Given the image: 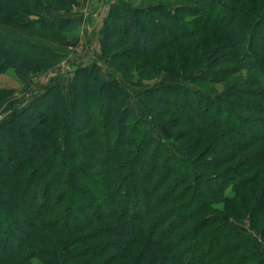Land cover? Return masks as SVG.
Returning <instances> with one entry per match:
<instances>
[{"label": "trees", "instance_id": "1", "mask_svg": "<svg viewBox=\"0 0 264 264\" xmlns=\"http://www.w3.org/2000/svg\"><path fill=\"white\" fill-rule=\"evenodd\" d=\"M23 1L0 5L9 9ZM45 1L50 12L80 0ZM181 1L188 7L161 3L154 10L157 21L143 6L134 15L130 0H115L111 8L139 55L172 46L171 64L180 61V72L194 74L212 56L200 77L227 85L217 99L172 85L145 90L151 117L157 106L178 116L191 138L179 146L184 156L167 145L179 141L168 122L160 123L163 140L149 133L138 137L141 120L126 104V92L104 81L99 65L76 69L73 105L63 85L54 84L0 125V145L14 144L0 149V264H32L34 258L42 264H264L256 241L227 219L248 218L264 242V0ZM24 7L17 17L21 24L24 12L41 14V7ZM142 15L159 26L164 40L151 36ZM5 18L0 70L11 68L19 82L45 68L27 65L69 54L60 41L28 33ZM26 24L35 32H60L78 21L49 16ZM96 85L108 92L109 105L89 107V130L83 131L77 125L78 100Z\"/></svg>", "mask_w": 264, "mask_h": 264}, {"label": "rangeland", "instance_id": "2", "mask_svg": "<svg viewBox=\"0 0 264 264\" xmlns=\"http://www.w3.org/2000/svg\"><path fill=\"white\" fill-rule=\"evenodd\" d=\"M161 3H167L172 7H188L189 5L181 0H130L133 14L135 13V9H139L143 6L142 8L146 10L145 14L155 17L156 21L160 17L154 14V10L161 6ZM24 4L30 5L36 9L41 7V9L39 8L41 14H39L40 11L37 14L31 15L24 12V17L20 19H24L25 23L21 24V21L17 17L20 11L26 10ZM47 4L48 2L45 0H31L30 2L24 0L21 3L10 5L9 9L2 8L0 5V21L2 18L6 17L4 22L7 20L14 27L23 29L28 33L32 32L36 35L53 38L58 43L60 41V46L66 47L69 51L66 57L61 58L57 62L49 61L48 63H35L32 66L30 64L27 65V70H29L28 68H34L33 70L40 67L45 68L38 72L30 71L29 77L25 82H19L13 73L9 74V72L12 71L11 68L8 70H0V125L15 113H19L25 109L34 99L43 95L49 86L54 84L60 83L63 85L69 103L73 105L75 100V94L73 92L74 72L78 68L96 63L102 68L104 81L113 82L126 92V104L135 111L136 119L141 120L139 124L143 130L138 132V137L140 138L142 135L149 133L151 137L155 138L157 141H161L164 138L160 131V125L168 122L170 123L171 134L174 138H179V141L171 139L166 141L168 142L167 145L178 156H184L179 146L188 144L191 138L184 134L186 131L183 125L180 124L178 116L169 107L157 106V110L151 117L143 102L145 96L144 92L145 90L158 89L165 86L171 87L172 85L193 91L203 90L207 94L211 92L213 98L217 99L218 96L224 94L227 85L225 83L203 81V78L200 77L204 67H207L211 63L213 57L208 56L205 60L204 67L201 68L202 70L194 74V72H180L179 69L184 67L180 61L178 63L175 62L173 65L171 64L168 56L171 53L172 46L164 47L155 55H139L135 48L127 41V33L125 32L123 20L115 16L119 12L117 9L113 10V7L111 8V6L115 4V0H80L79 3L73 4L67 7V9H59L50 12H47V9H45V5ZM49 16L76 19L78 24L69 25L60 32L51 29H43L35 32L31 31L26 24L28 19L36 22ZM143 17L144 15L141 17L138 16L141 20ZM145 18L146 17H144L143 21L146 23L147 21H145ZM146 24L148 32L151 33V36L155 40H164V37L159 36L157 33L159 28L158 25L151 26L148 23ZM187 41H190V38L182 42L184 43ZM8 63L9 65L12 63L11 54L8 56ZM55 66H59V70L52 74H56L62 69L64 70L61 71L59 75L57 74L52 77L50 74H48L49 76L46 75L48 71H53V69H55L53 67ZM171 71L178 75H172L170 73ZM242 73L247 74L244 72ZM238 75L240 76L242 74H235L234 77ZM48 77L50 78L48 79ZM82 80L87 81L88 77L86 76ZM79 85L80 82L78 86ZM78 88H80V86ZM107 94L108 92L100 89L98 85L93 88L87 87L86 94L80 93V98L78 100L80 108L77 110L79 115V118H77V125L78 127H83V131L89 130L86 124L88 108L93 104L102 105V108L108 106L109 104L106 100ZM85 96L87 100L86 98L84 99ZM113 97L116 98L117 96ZM121 98L124 99V97ZM180 102L183 105L187 103L184 97L180 98ZM206 136H208V134H206ZM6 142L7 143L1 142L0 149L2 146L5 148H14L13 143ZM74 148L76 152L82 153L83 157L86 156H84V153L76 146ZM103 156L104 155H101V159ZM96 187L99 191L101 190L99 185ZM97 196L96 193L89 194V198L94 201H98ZM227 219L238 226L242 231L249 234L256 241L260 250L264 252V242L261 232L252 228L248 218L227 217ZM30 262L32 264H42L37 258L32 259Z\"/></svg>", "mask_w": 264, "mask_h": 264}, {"label": "crops", "instance_id": "3", "mask_svg": "<svg viewBox=\"0 0 264 264\" xmlns=\"http://www.w3.org/2000/svg\"><path fill=\"white\" fill-rule=\"evenodd\" d=\"M53 68H55V69H53V71H48V73L46 74V75H48V74H50V76L52 77V76H55V75H59V73L61 72V71H63L64 69H62L60 72H58V73H56V74H52V73H55V72H57L59 69V66H55V67H53ZM49 76V75H48ZM50 77H48V79H49Z\"/></svg>", "mask_w": 264, "mask_h": 264}]
</instances>
